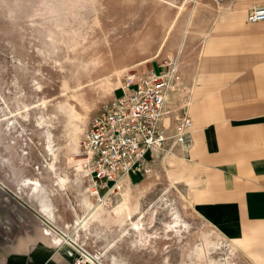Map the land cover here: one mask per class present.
<instances>
[{"label": "rangeland", "instance_id": "1", "mask_svg": "<svg viewBox=\"0 0 264 264\" xmlns=\"http://www.w3.org/2000/svg\"><path fill=\"white\" fill-rule=\"evenodd\" d=\"M219 12V0H0V184L96 264H253L192 204L182 147L99 197L78 163L89 119L132 75L171 63L186 97Z\"/></svg>", "mask_w": 264, "mask_h": 264}, {"label": "crops", "instance_id": "2", "mask_svg": "<svg viewBox=\"0 0 264 264\" xmlns=\"http://www.w3.org/2000/svg\"><path fill=\"white\" fill-rule=\"evenodd\" d=\"M257 4L264 0H219L180 99L190 119L182 154L192 204L264 264V20L248 21ZM45 216L0 184V264H73L78 249Z\"/></svg>", "mask_w": 264, "mask_h": 264}, {"label": "built area", "instance_id": "3", "mask_svg": "<svg viewBox=\"0 0 264 264\" xmlns=\"http://www.w3.org/2000/svg\"><path fill=\"white\" fill-rule=\"evenodd\" d=\"M263 20L264 4L253 5L248 21ZM159 69L129 77L121 86L122 94L91 116L81 134L78 163L97 197L100 190L109 192L118 181L143 171L154 152L182 147L188 141L187 104L175 97L177 68L170 63ZM76 251L73 264H96Z\"/></svg>", "mask_w": 264, "mask_h": 264}, {"label": "bare ground", "instance_id": "4", "mask_svg": "<svg viewBox=\"0 0 264 264\" xmlns=\"http://www.w3.org/2000/svg\"><path fill=\"white\" fill-rule=\"evenodd\" d=\"M77 167H79V166H77ZM123 182H124V180H120V181H118L117 183H116V185L113 187V188H111L110 190H113V189H116V188H118V187H124L123 186ZM127 182V181H126ZM28 183H30L31 185H35L36 184V181H28ZM106 206V205H105ZM104 206V207H105ZM103 207V206H102ZM121 207V206H120ZM122 209V208H121ZM106 215V214H105ZM99 219V218H98ZM98 221H100V222H103V218H101V219H99Z\"/></svg>", "mask_w": 264, "mask_h": 264}]
</instances>
